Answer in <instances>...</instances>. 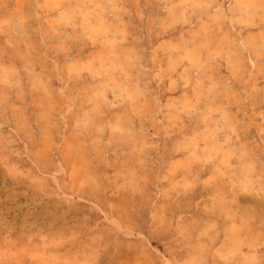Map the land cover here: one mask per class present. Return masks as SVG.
Here are the masks:
<instances>
[{"label":"rangeland","instance_id":"374dc122","mask_svg":"<svg viewBox=\"0 0 264 264\" xmlns=\"http://www.w3.org/2000/svg\"><path fill=\"white\" fill-rule=\"evenodd\" d=\"M0 264H264V0H0Z\"/></svg>","mask_w":264,"mask_h":264}]
</instances>
